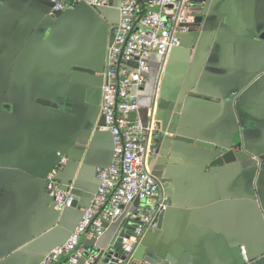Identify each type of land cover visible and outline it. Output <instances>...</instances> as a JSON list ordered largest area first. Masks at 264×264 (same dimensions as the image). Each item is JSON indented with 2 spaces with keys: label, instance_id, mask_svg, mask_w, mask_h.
<instances>
[{
  "label": "crops",
  "instance_id": "crops-1",
  "mask_svg": "<svg viewBox=\"0 0 264 264\" xmlns=\"http://www.w3.org/2000/svg\"><path fill=\"white\" fill-rule=\"evenodd\" d=\"M64 1L52 15V0H0V264H40L63 245L92 204L98 168L112 163L101 102L121 0ZM190 1L192 28L167 57H151L134 115L159 130L148 167L168 199L135 255L264 264V0ZM183 137L241 145L239 159L214 164L221 152ZM58 153L69 158L59 178L76 195L64 213L46 182ZM250 157L258 164L243 166ZM141 206L154 204L133 203L82 246L112 249Z\"/></svg>",
  "mask_w": 264,
  "mask_h": 264
},
{
  "label": "built area",
  "instance_id": "built-area-1",
  "mask_svg": "<svg viewBox=\"0 0 264 264\" xmlns=\"http://www.w3.org/2000/svg\"><path fill=\"white\" fill-rule=\"evenodd\" d=\"M52 2L51 13L68 7L64 0ZM73 2L98 8L107 5L108 0ZM191 6L190 0H121L120 23L105 60L101 102L105 128L113 135L112 163L98 168V189L76 229L40 264H80L83 258L84 264H130L145 233L158 226V215L167 208L168 199L148 160L158 152L160 133L153 120L143 122L134 115L140 110L139 97L149 79L151 57L157 54L165 58L180 45L182 35L195 21ZM150 117L153 119L152 114ZM58 157L46 182L56 209L63 212L73 207L75 195L73 186H65L59 178L69 158L61 153ZM137 201H151L154 206H141L127 215L126 229L134 228L122 240L125 257L111 253V249L89 251L82 246L85 236H103L105 223L117 221ZM242 252L246 254L244 246Z\"/></svg>",
  "mask_w": 264,
  "mask_h": 264
},
{
  "label": "water",
  "instance_id": "water-1",
  "mask_svg": "<svg viewBox=\"0 0 264 264\" xmlns=\"http://www.w3.org/2000/svg\"><path fill=\"white\" fill-rule=\"evenodd\" d=\"M81 3L86 4L84 2H81ZM86 5H88V4H86ZM53 6H54V3H53ZM98 8H101V7H98ZM98 8H96V9H98ZM153 10L158 11V7H154ZM57 11H59V10H54L52 15H54ZM199 20H201V17H198V21ZM182 139L185 140V141L191 142V143H197L198 145H202V146H205V147L216 148L222 154L215 160L214 164H222L224 162H228V163L235 162V161H237L239 159V155L238 154H239V152H241V145H237V146H235L233 148H230L229 146L217 147L214 144L208 143V142H205V141H199V140L197 141L195 139L186 138V137H183ZM61 154L65 155L63 153H61ZM263 159H264V156H263ZM257 164H258V161L256 159H254V157H250V158L245 159V160L242 161V165L243 166H252V165H257ZM63 184L65 186H73V193L75 195V192H74L75 186H74V184H70V183H63ZM52 201L54 202L53 199H52ZM75 202H76V195H75ZM75 202H74V204H75ZM65 211H63V212L58 211V212L59 213H64ZM108 225H109V223L106 222L105 223L106 228L108 227ZM133 228H134V226H129V229L133 230ZM125 235H126V227H125V229H123L121 231L119 237L117 238L116 244H114V247L110 250L111 253L116 252L117 255H121L122 257H125V255L121 254L120 252H118L116 250V248H122V240H123V237ZM49 253H47L46 255H48ZM135 254H136V251H135ZM135 254H134V260L130 264H192L191 258L189 257L188 254H185V256L182 259H180V260H177L172 255L160 256V255H157V254L152 253V252H149L144 258L139 259V258L136 257ZM46 255H44L43 259L45 258ZM84 263H85V258H83L81 260L80 264H84Z\"/></svg>",
  "mask_w": 264,
  "mask_h": 264
}]
</instances>
